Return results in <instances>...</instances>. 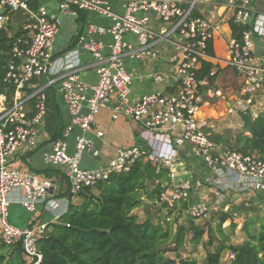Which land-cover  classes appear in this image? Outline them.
<instances>
[{
	"label": "built area",
	"instance_id": "built-area-1",
	"mask_svg": "<svg viewBox=\"0 0 264 264\" xmlns=\"http://www.w3.org/2000/svg\"><path fill=\"white\" fill-rule=\"evenodd\" d=\"M33 1L0 0V30L8 36L16 34L9 31L13 17L18 14L24 17L18 27L20 35L13 37L11 60L3 80L13 87V95L7 102L0 94V242L6 245L20 242L27 264H39L37 241L49 223L33 222L24 229L9 224L12 204L18 203L32 215L43 208L55 223L85 188L127 172L139 159L172 170L183 148L202 162L218 190L264 191V160L213 142L208 121L198 118L205 104L202 93L220 96V91L211 87L213 71L206 77H199L196 72L201 62L211 59L207 43L219 32L216 23L194 15L200 0H123L119 13L110 11L111 0H55L59 13L76 18L78 23L69 48L60 54L52 51L54 38L59 34L58 17L44 6L37 4L33 8ZM228 1L233 10L232 23L248 28L237 38L232 36L227 64L241 79L244 111L253 118L251 108L255 98L264 96V69L253 63L254 37L264 39V16L255 15L254 0ZM85 12L106 16L110 24L107 28L88 25L81 16ZM94 36H104L105 43ZM159 59L170 65L171 78L161 72L147 78L160 85L171 79L176 90L132 99L130 86L134 77L128 66ZM49 93L59 98L69 117L59 138L41 157L45 166L65 169L68 195L62 198L54 197L51 180L22 169L18 158L37 148ZM103 110L110 112L112 121L125 119L147 131L164 133L176 158L161 159L133 146L119 149L115 158L102 168H82L84 153L99 156L88 134L94 132L97 139L103 137L95 120ZM76 129L79 134L70 150L67 139ZM172 177L169 171L170 181ZM172 190V203H184L191 217L207 218L209 208L191 201L190 181H181ZM164 198L163 194L154 203L161 204ZM222 200L220 195L215 206H220ZM232 258L233 254L227 257Z\"/></svg>",
	"mask_w": 264,
	"mask_h": 264
},
{
	"label": "trees",
	"instance_id": "trees-1",
	"mask_svg": "<svg viewBox=\"0 0 264 264\" xmlns=\"http://www.w3.org/2000/svg\"><path fill=\"white\" fill-rule=\"evenodd\" d=\"M37 4L38 0H34L31 6L35 8ZM229 27L236 38L248 28L234 25L231 20ZM15 35H20V31L13 37ZM13 37L0 30V94L7 102L13 95V87L3 80L11 60L9 52ZM207 54L213 56L210 42L207 43ZM211 68L210 63L202 62L201 75ZM239 115L243 126L232 144H228L229 132L222 136L210 135L211 140L264 160V113L256 118H251L248 113ZM168 175L166 168L139 159L127 172L112 175L95 187L82 190L76 202L70 203L55 223H49L45 234L38 239L39 264H178L181 257L171 258L167 254H177L187 245L192 247L191 254H196L201 246L206 251L204 261L207 264H220L224 253L233 254L227 264H264V215L259 218V208L249 212L250 216L243 223L245 240L241 245L230 244V237L222 228L232 218L230 214L216 213V232L220 239L209 235L206 242L202 240L208 231L196 224L198 218L195 217L188 216L185 225L177 227L176 231L149 219L139 221L133 211L141 206L142 200L149 203L160 200L170 185ZM67 195L66 192L63 196ZM256 224L257 232L252 233ZM236 226L231 220L228 228L234 231ZM212 243L214 249L209 251ZM0 264H27L20 242L14 245L0 242ZM180 264L198 263L196 258L187 257Z\"/></svg>",
	"mask_w": 264,
	"mask_h": 264
},
{
	"label": "crops",
	"instance_id": "crops-1",
	"mask_svg": "<svg viewBox=\"0 0 264 264\" xmlns=\"http://www.w3.org/2000/svg\"><path fill=\"white\" fill-rule=\"evenodd\" d=\"M111 1L113 7L117 9V13H119V7L123 0ZM54 3V0H38V5H44L49 13H54ZM253 11L255 15L264 16V0H254ZM194 15L205 18L212 23H216L219 27V32L215 34L210 41L212 44L213 56L209 60H204V62L210 63L212 66L209 70V72L213 71L214 73V77L211 79V87L215 91H220V96H209L207 91H204L202 93V98L205 104L202 106L198 118L208 121V131L211 135L222 136L226 132H229L228 144H232L234 136L242 130L243 126L239 114L248 113L244 111L245 105L240 96L241 79L227 64L229 60L228 45L233 36L229 27L233 10L228 0H200L196 5ZM164 53L165 51L162 52V54ZM253 63L264 69L263 38L254 37ZM165 66L166 68L164 69ZM143 67L145 68L142 71L138 63H133L128 66L129 72L134 77L130 86V96L132 99H136L143 94L162 91L174 92L176 90V84L171 79H167L166 84L160 85L153 83L151 79L147 78L149 75L159 72L171 78L173 72H171L168 62H161L160 59L159 61H144ZM201 69L202 62L196 71L197 75L201 77L208 76L209 72L201 75ZM46 106L47 112L39 129L37 148L26 155L20 154L18 158L22 169H29L51 180L54 184L53 195L56 198H62L68 190V184L64 178V171H62V169L45 166L41 157L43 152L50 149L52 142L56 138H59L64 126L69 122V117L63 105L60 103L59 98L54 93L48 94ZM251 109L252 113H254L253 118L263 114L264 96L255 98V102ZM130 123L131 121L129 122L125 119L112 121L110 112L108 110H103L96 119L97 127L103 133V137L97 139L94 132L88 134V139L94 143V147L99 152V156L95 158L89 153H86L87 156L83 165L88 162L90 163L89 159L92 160L93 158L96 167L88 170L102 168L110 160L115 158L119 149L133 146L139 147L143 152L151 153L161 159L175 157V152L172 150L167 135L162 132H150L137 123L132 122L133 125ZM76 135V131H74L67 139L70 150L74 148V137ZM244 135L249 136L248 133H244ZM222 146L224 145L222 144ZM224 147L233 149V147ZM169 171L173 173V177L171 178L169 188L165 192V198L162 202L165 203L166 201L168 205L164 206L162 203L155 204L154 202L149 203L142 200L141 206L133 211V214L136 215L139 221L149 219L155 224L168 226L170 229V223L174 222V231H176L177 227L185 225L188 214L182 209L183 207H181V204L172 203L170 201V195L174 186L185 180L192 183L191 201L193 203L204 204L209 208L208 218L209 215H212L213 211H216L218 214L232 215V218H229L225 223L230 224L232 220L233 223L236 224L237 222L240 223L241 217H244V212L247 211L248 206H255L259 209L264 208V191L258 193H242L230 189L224 191L218 190L211 183L210 172L204 167L200 160L192 157L187 149L183 148L179 150L178 160L173 164L172 170ZM220 195L223 196V200L219 204L220 206L217 207L215 206V201L217 198L219 199ZM11 207L12 213L17 212V219L24 222L26 227L33 222L36 224L52 223L51 214L46 212L43 208H38V211L32 215L25 212L18 203L12 204ZM240 213L242 215L241 217L238 215ZM167 222H169V225ZM238 225L240 228L241 224ZM227 228H223L225 233ZM208 250L211 251L210 248H208ZM203 257L205 258V256Z\"/></svg>",
	"mask_w": 264,
	"mask_h": 264
},
{
	"label": "rangeland",
	"instance_id": "rangeland-1",
	"mask_svg": "<svg viewBox=\"0 0 264 264\" xmlns=\"http://www.w3.org/2000/svg\"><path fill=\"white\" fill-rule=\"evenodd\" d=\"M54 2H55L54 3L55 4V11H54V13H50V14H53L56 17H58V20L60 22V27H59V34L54 38V41L52 43V51L54 53H56V54H60V53H63L64 51H66L69 48V46H70V42H71L72 38L75 35L77 19L74 18V17L68 16V15L60 14L59 11H58V3L55 0H54ZM43 3H44V1H43ZM110 11L112 13H117L118 12V10L115 9L113 6L110 7ZM81 16L84 18L85 23L88 24V25H95V26H101V27L107 28L108 25L110 24V19H107L106 16L100 15V14L95 13V12H85V13H82ZM23 21H24V17L21 14H18L16 16H14L13 17V21L11 23V26L9 28L10 33L11 34L16 33V31H18V27L20 26V24H22ZM94 38L97 41H101V42H104V43L106 41V38L104 36H94ZM134 65H136V64H134ZM140 66H141V70L143 71V69L145 68V67H143V61H140ZM165 68H166V66L164 67V69ZM128 71H129V69H128ZM98 117H99V115L96 117V119ZM130 124L133 125L132 121H131ZM74 131H76V134H79V131L77 129L74 130ZM71 137H73V136H71ZM86 156H87L86 153H84L82 155V160H81V164H80L81 167L82 168H86V169H92V168L96 167V165H94L95 164L94 163L95 160H93L92 157H91L92 160L89 159L90 163L88 162V163L83 165V162H85ZM142 160L144 162H149L146 159L145 160L142 159ZM64 170L65 169H62V171H64ZM243 193H247V192H243ZM74 202H76V200H74ZM162 205L167 206L168 202L165 201V203H162ZM181 205H182L181 207H183L182 209H184L185 212H186L185 204L181 203ZM11 208L12 207H10L9 211H8V223L13 225V226H15V227H17V228H19V229H24L26 227V224L24 222H21V220L17 219V212H13L12 213V209ZM236 209H238V208H236ZM258 210L259 209H257V207H255V206H252V207L248 206L247 211L244 212V217L241 215V213L238 214V215H240V217L241 216L242 217H241L240 223L239 222L236 223L237 226L235 227L234 231H230V228H227V226L229 224L225 223L226 225L225 224L222 225V228H225V227L227 228L225 234L229 235V237H230V240H229L230 242L229 243L230 244H232V245H241L243 243V241L245 240L244 239V233L242 231L243 223H244L245 220H247L248 216H250L249 212L252 213L253 211H258ZM259 211H260V213L257 214V215L259 216V218H262L263 215H264V208H260ZM212 215H213V217H212ZM212 215L211 216L209 215V218L207 216V218H204V219L198 218V220H196V224H199L200 226H203L204 229H206L208 231V234H205V236L203 237L202 242L208 241L210 239V236L212 238L213 237L217 238V240L220 239L219 236H218V233L216 232V223L218 221V218L216 217V211H213ZM167 223L169 225V222H167ZM238 224H241L240 228H239ZM169 226L171 227L172 231L175 230L174 222H171ZM257 229H258V224H256V226L251 230V231H253L252 233H256ZM214 246L215 245L213 243L210 245L209 248L211 249V251L214 249ZM191 250H192V247L187 245V246L179 249L177 254L168 253L167 256H169L171 258H177L176 256L178 255L179 257H181V260H183L184 258H187V257H190V258L194 257V258H196L198 264H203V258H204L203 256H205L206 253L202 249V247L199 246L197 248L196 254H191ZM228 254L229 253H224L221 256L220 264H227L228 263V261H227Z\"/></svg>",
	"mask_w": 264,
	"mask_h": 264
},
{
	"label": "water",
	"instance_id": "water-1",
	"mask_svg": "<svg viewBox=\"0 0 264 264\" xmlns=\"http://www.w3.org/2000/svg\"><path fill=\"white\" fill-rule=\"evenodd\" d=\"M181 261H182V260H181ZM181 261H179V262H178V264H180V262H181ZM203 264H207V262H206V261H204V262H203Z\"/></svg>",
	"mask_w": 264,
	"mask_h": 264
}]
</instances>
